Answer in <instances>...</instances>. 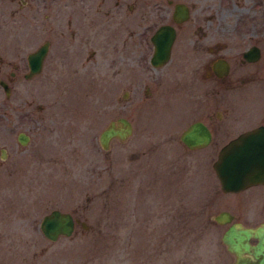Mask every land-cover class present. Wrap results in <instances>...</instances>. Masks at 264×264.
Returning <instances> with one entry per match:
<instances>
[{"label": "rangeland", "instance_id": "obj_1", "mask_svg": "<svg viewBox=\"0 0 264 264\" xmlns=\"http://www.w3.org/2000/svg\"><path fill=\"white\" fill-rule=\"evenodd\" d=\"M23 1L13 19L18 0L0 1V55L50 46L40 74L17 76L8 97L0 88V264H231L220 242L227 224L212 217L226 210L243 226L264 222V185L222 193L211 163L228 138L195 150L178 139L199 110L215 117L220 104L195 96L206 90L195 80L156 82L127 61L118 74L126 32L115 0ZM174 1L190 6L186 32L200 26L209 40L227 43L232 29L245 40L250 18L251 30L264 27V2L252 11L256 0ZM69 4L78 13L70 25ZM117 117L132 134L104 151L98 134ZM51 209L75 217L69 237L42 236L38 223Z\"/></svg>", "mask_w": 264, "mask_h": 264}, {"label": "flooded vegetation", "instance_id": "obj_2", "mask_svg": "<svg viewBox=\"0 0 264 264\" xmlns=\"http://www.w3.org/2000/svg\"><path fill=\"white\" fill-rule=\"evenodd\" d=\"M98 1V7H104L107 3V0ZM262 2L264 1L256 0V3L251 4L258 5L253 7L252 11H260V3ZM23 3V0H18L17 6L9 10L10 19L14 18L16 11L25 6ZM114 4L121 31L123 29L126 32L125 39L120 38L119 40L121 50L116 68L118 74H121L123 64L127 61L131 67L136 70L139 69L135 73L142 71L148 79H154L156 82L163 80L164 76L175 80L173 84L177 87L186 80L201 82L206 90L204 93H198L195 96H204L205 100L220 104L217 108L220 107L219 109H221L216 110L215 117H212L208 113L209 111L202 112L194 109L199 112V116L193 118L194 120L191 122L199 121L206 126L210 133L209 144L214 141L222 142L224 138H228L223 142L226 143L244 132L259 127L264 128V27H260L259 30H251L248 22L253 26V19H247V22L244 23L246 30L241 33L245 40H239L236 30L232 29L229 31L230 35L229 38L227 37V43H225L224 41L207 39L206 33H203L200 26H196L193 31L187 33L186 22L189 21L190 6L182 1L115 0ZM176 5H184L187 8L185 19L182 20L176 14ZM98 7L96 5V9ZM67 8L68 25H70L71 22L77 21L78 13L74 12L71 4ZM96 12L99 13L101 10H96ZM10 19L7 20L8 24H11ZM162 26L173 29V39L167 46L168 53L165 61L160 62L155 59L152 62L153 56L166 46L159 35V29ZM156 33L158 38L154 39ZM70 34L73 36L72 40L76 41L74 31L71 33L70 30ZM191 34L194 38L190 37ZM127 39L130 40V51L125 56L122 53V48ZM43 43L47 44V50L40 70L29 77L26 76L29 71L28 53L21 56V50L12 49V52L0 55V72L3 68L8 70L7 77L0 79V82H3L8 90L6 95L4 87L0 84V88L6 97L12 92V81L17 76L21 75L22 78L28 80L41 73L50 46L47 40H44L40 45ZM16 52H19V55H16ZM11 55L12 59L6 60ZM152 74L155 75L152 76ZM145 89L148 90V85L145 86ZM173 89L176 90L175 87ZM201 113L204 115L203 117H200ZM225 118L227 121L224 123L222 119ZM218 127H226L225 133L229 132L228 136L223 131L220 133L216 130ZM2 150L0 149V153L4 157L5 151ZM76 223L77 221H75V225Z\"/></svg>", "mask_w": 264, "mask_h": 264}, {"label": "water", "instance_id": "obj_3", "mask_svg": "<svg viewBox=\"0 0 264 264\" xmlns=\"http://www.w3.org/2000/svg\"><path fill=\"white\" fill-rule=\"evenodd\" d=\"M175 11L182 20L187 17V8L184 5H176ZM159 35L166 46L153 56L152 62L155 59L164 62L167 58V46L172 42L173 29L162 26ZM157 38L156 33L154 39ZM46 50L47 44L43 43L28 53L27 77L40 70ZM0 84L7 95L5 84ZM131 131L130 122L124 117H117L99 132L98 143L103 150H107L113 138L125 140L131 135ZM27 140L24 133H17L16 141L20 145H25ZM179 140L187 149L201 148L209 144L210 133L202 122L196 121L180 133ZM211 167L222 193H238L252 186L264 185V128L244 132L223 144ZM233 219L234 216L226 210L219 211L212 217L218 225L227 224L220 236V242L232 256L231 264H264V222L248 227ZM75 221L70 213L51 209L41 217L38 228L45 239L54 242L59 237H69L74 230Z\"/></svg>", "mask_w": 264, "mask_h": 264}]
</instances>
